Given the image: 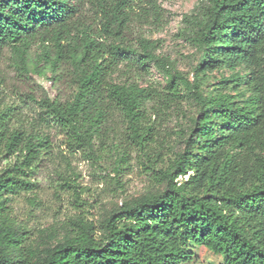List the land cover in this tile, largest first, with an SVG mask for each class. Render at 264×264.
<instances>
[{
  "label": "trees",
  "instance_id": "trees-1",
  "mask_svg": "<svg viewBox=\"0 0 264 264\" xmlns=\"http://www.w3.org/2000/svg\"><path fill=\"white\" fill-rule=\"evenodd\" d=\"M164 17L160 0H0V55L10 49L28 80L29 49L41 45L34 60L68 90L33 96L30 119L24 100L0 98V264H187L191 245L221 264H264V0H199L185 15L181 35L199 55L192 78L158 53L152 33ZM151 64L163 85L139 83ZM222 68L232 73L206 88L207 72ZM175 116L185 146L169 156ZM53 128L66 145L55 155ZM96 142L119 154L117 175L141 155L164 188L99 224L71 216L61 239L40 249L9 197L33 191L44 161L94 154Z\"/></svg>",
  "mask_w": 264,
  "mask_h": 264
},
{
  "label": "rangeland",
  "instance_id": "rangeland-1",
  "mask_svg": "<svg viewBox=\"0 0 264 264\" xmlns=\"http://www.w3.org/2000/svg\"><path fill=\"white\" fill-rule=\"evenodd\" d=\"M164 8V24L152 37L159 39L158 53L169 58L171 65L193 77L194 67L198 62L195 48L182 37L185 26L184 17L190 14L199 0H160ZM42 52V46L34 43L28 55L30 78L20 77L10 49L0 55V98L10 101L13 98L22 102L27 118L37 116L39 105L31 98L40 99L44 94L52 98L59 93L67 94V82L64 79L54 80L50 66L34 60ZM243 72V71H241ZM231 70H209L206 75V88L219 82L223 76H229ZM142 85L166 82L164 71L151 64L148 73L139 80ZM11 85L13 87H11ZM212 87H208L211 89ZM65 89V92H64ZM188 114L193 112V105H184ZM184 120V119H183ZM182 119L175 116L168 122V146L165 152L174 156L175 152L184 148V140L178 137L177 131ZM52 153L66 149L64 138L56 129H51ZM60 158V159H59ZM52 161H44L33 175L35 187L33 191H22L9 197V211L15 223L26 227L34 245L40 249L55 244L65 229L62 226L71 216L82 215L96 224L109 216L125 200L144 195L147 192L160 191L164 185L156 182L150 173L143 168L141 155L134 158L122 168L117 175L119 154L112 148H102L95 143V153H70L68 157L60 156ZM7 161H0L1 168ZM64 179L70 181L67 185ZM193 252L187 264H221L223 257L203 246L191 245Z\"/></svg>",
  "mask_w": 264,
  "mask_h": 264
}]
</instances>
